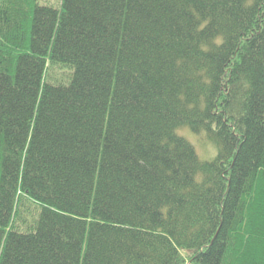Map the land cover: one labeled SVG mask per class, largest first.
<instances>
[{
	"label": "trees",
	"instance_id": "16d2710c",
	"mask_svg": "<svg viewBox=\"0 0 264 264\" xmlns=\"http://www.w3.org/2000/svg\"><path fill=\"white\" fill-rule=\"evenodd\" d=\"M0 264H264V0H0Z\"/></svg>",
	"mask_w": 264,
	"mask_h": 264
},
{
	"label": "rangeland",
	"instance_id": "374dc122",
	"mask_svg": "<svg viewBox=\"0 0 264 264\" xmlns=\"http://www.w3.org/2000/svg\"><path fill=\"white\" fill-rule=\"evenodd\" d=\"M179 134L191 143L201 161H212L217 156V148L204 134H195L188 128L181 129Z\"/></svg>",
	"mask_w": 264,
	"mask_h": 264
}]
</instances>
